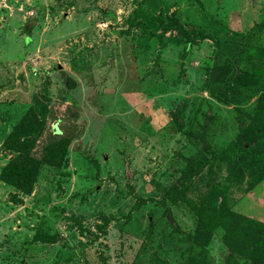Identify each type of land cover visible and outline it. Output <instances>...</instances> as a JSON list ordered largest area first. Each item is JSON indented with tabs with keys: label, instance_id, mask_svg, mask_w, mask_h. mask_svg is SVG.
Listing matches in <instances>:
<instances>
[{
	"label": "rangeland",
	"instance_id": "374dc122",
	"mask_svg": "<svg viewBox=\"0 0 264 264\" xmlns=\"http://www.w3.org/2000/svg\"><path fill=\"white\" fill-rule=\"evenodd\" d=\"M171 18L192 36L260 26L264 46V0H0V173L4 142L37 94L51 113L35 156L61 135L71 140L67 165L44 164L22 204L0 180V264H200L203 252L225 264L221 231L207 250L191 242L196 213L220 185L232 211L264 222V180L229 185L217 167L194 181L193 205L163 203L186 159L203 156L186 130L214 153L239 133L233 108L207 87L213 41L164 32ZM208 111L219 120L202 134Z\"/></svg>",
	"mask_w": 264,
	"mask_h": 264
},
{
	"label": "trees",
	"instance_id": "16d2710c",
	"mask_svg": "<svg viewBox=\"0 0 264 264\" xmlns=\"http://www.w3.org/2000/svg\"><path fill=\"white\" fill-rule=\"evenodd\" d=\"M171 20L169 24L161 20L164 32L178 31L186 35L190 43L206 39L213 41L214 61L207 75V87L217 103L233 108L239 130L236 140L216 153L210 150L213 146L204 144L202 135L199 137L186 130L193 145L201 151L203 149V156L198 161L186 159L180 180L166 191L163 203L166 207L169 203L191 206L194 200L189 196L190 188L209 166L225 171L229 185L248 183L254 187L264 180V46L258 39L260 26L230 38H216L200 33L192 36L178 20ZM50 113L49 96L44 93L35 95L33 104L4 142L10 159L1 170L0 180L15 189L10 196V201L15 204L23 203L22 195L33 193L44 164L61 168L68 163L71 140L64 135L44 148L42 158L35 156ZM205 117V123L200 124L201 132L219 120L212 111H208ZM173 118L181 126L180 130L186 127L179 110L173 113ZM228 193L229 186L220 185L219 194L207 210L196 213L197 227L191 238L192 245L207 250L215 233L221 231L228 250L225 264H235L237 258H244L252 264H264V222L232 211ZM165 215L175 226L169 209ZM205 253L198 258L200 264H208Z\"/></svg>",
	"mask_w": 264,
	"mask_h": 264
}]
</instances>
